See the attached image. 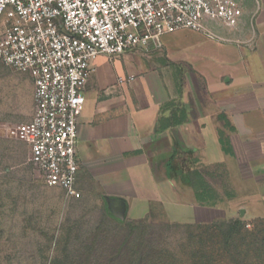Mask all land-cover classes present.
Listing matches in <instances>:
<instances>
[{
    "label": "crops",
    "instance_id": "obj_1",
    "mask_svg": "<svg viewBox=\"0 0 264 264\" xmlns=\"http://www.w3.org/2000/svg\"><path fill=\"white\" fill-rule=\"evenodd\" d=\"M252 24L262 32L249 48L183 30L149 54L94 60L78 120L82 199L116 204L130 222L210 224L220 218L219 203L199 205L181 169L199 170L219 202L225 197L211 178L220 171L234 184L237 201L254 191L249 184L244 191L240 181L264 193L253 173L264 169V9ZM33 89V109L20 124L32 118ZM16 97V82L0 81L2 136L16 133Z\"/></svg>",
    "mask_w": 264,
    "mask_h": 264
},
{
    "label": "rangeland",
    "instance_id": "obj_2",
    "mask_svg": "<svg viewBox=\"0 0 264 264\" xmlns=\"http://www.w3.org/2000/svg\"><path fill=\"white\" fill-rule=\"evenodd\" d=\"M239 1L242 17L236 29L210 21L205 26L230 40L225 43L253 47L255 33L257 39L262 31L252 22L264 9V0ZM0 65V81L16 82L19 125L33 109V83L28 73ZM27 157L14 130L4 136L0 132V264H128L129 253L134 264H264V193L255 191L250 180H235L244 191L246 184L254 189L246 201H237L227 175L220 171L211 178L225 200L219 202L220 218L210 224L133 220L129 240L130 217L120 206L81 195L73 199L61 188L47 187ZM253 173L264 183V169Z\"/></svg>",
    "mask_w": 264,
    "mask_h": 264
},
{
    "label": "built area",
    "instance_id": "obj_3",
    "mask_svg": "<svg viewBox=\"0 0 264 264\" xmlns=\"http://www.w3.org/2000/svg\"><path fill=\"white\" fill-rule=\"evenodd\" d=\"M241 17L239 0H0V62L34 87L32 118L15 128L29 165L47 187L79 198L78 120L94 60L159 50L183 30L229 42L205 22L234 30Z\"/></svg>",
    "mask_w": 264,
    "mask_h": 264
},
{
    "label": "trees",
    "instance_id": "obj_4",
    "mask_svg": "<svg viewBox=\"0 0 264 264\" xmlns=\"http://www.w3.org/2000/svg\"><path fill=\"white\" fill-rule=\"evenodd\" d=\"M175 121L177 123H179L182 120L176 117ZM221 143H222L223 148H225L226 151H229V149H228L229 147L227 148V146L225 145V144L228 145L227 139H224L222 137ZM181 173L183 176L187 177L188 185H189L190 189L192 190V193H193V196H194L196 202L199 205L211 206V207L218 205L219 201H217L215 199L213 190L206 184V182L203 178V175L199 170H197V169H187V170L181 169ZM126 224L130 225V227H131L129 229V233L127 234L129 236V240H130L132 238L131 236L134 234L135 228H134L132 222H128ZM238 225H239V222H238ZM130 250L131 249L129 248L128 251L131 252ZM131 255L129 253V257H127L128 258V261H127L128 264H134L133 260H132L133 258Z\"/></svg>",
    "mask_w": 264,
    "mask_h": 264
},
{
    "label": "water",
    "instance_id": "obj_5",
    "mask_svg": "<svg viewBox=\"0 0 264 264\" xmlns=\"http://www.w3.org/2000/svg\"><path fill=\"white\" fill-rule=\"evenodd\" d=\"M242 213V212H241Z\"/></svg>",
    "mask_w": 264,
    "mask_h": 264
}]
</instances>
